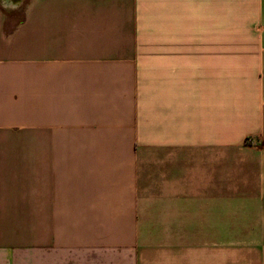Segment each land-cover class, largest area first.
Instances as JSON below:
<instances>
[{
	"label": "crops",
	"instance_id": "0c3cea01",
	"mask_svg": "<svg viewBox=\"0 0 264 264\" xmlns=\"http://www.w3.org/2000/svg\"><path fill=\"white\" fill-rule=\"evenodd\" d=\"M5 2L0 264H264V0Z\"/></svg>",
	"mask_w": 264,
	"mask_h": 264
},
{
	"label": "rangeland",
	"instance_id": "374dc122",
	"mask_svg": "<svg viewBox=\"0 0 264 264\" xmlns=\"http://www.w3.org/2000/svg\"><path fill=\"white\" fill-rule=\"evenodd\" d=\"M4 1H6V2H8V1H9L8 3H11V0H4ZM9 5L11 6V4H9Z\"/></svg>",
	"mask_w": 264,
	"mask_h": 264
},
{
	"label": "bare ground",
	"instance_id": "6f19581e",
	"mask_svg": "<svg viewBox=\"0 0 264 264\" xmlns=\"http://www.w3.org/2000/svg\"><path fill=\"white\" fill-rule=\"evenodd\" d=\"M8 2H9V1H8ZM8 2H7V3H8ZM16 2H17V1H16ZM5 3H6V2H5ZM7 6H8V5H7ZM13 7H14V6H13Z\"/></svg>",
	"mask_w": 264,
	"mask_h": 264
}]
</instances>
